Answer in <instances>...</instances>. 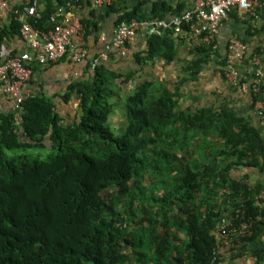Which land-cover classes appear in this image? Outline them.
I'll return each mask as SVG.
<instances>
[{"label": "trees", "instance_id": "1", "mask_svg": "<svg viewBox=\"0 0 264 264\" xmlns=\"http://www.w3.org/2000/svg\"><path fill=\"white\" fill-rule=\"evenodd\" d=\"M29 1L43 2L27 21L45 30L55 5L66 0ZM144 3L103 6L115 14V26L180 12L165 0H154L148 10ZM240 20L255 29L258 20L264 23V7ZM80 22L85 34L98 30L92 15ZM20 26L13 15L0 27V42ZM174 33H150L136 63L172 61ZM194 48L202 56L185 68L190 78L216 52L209 45ZM246 54L241 65L253 63ZM116 78L99 63L88 80L73 83L79 104L71 123H63L42 96L24 100L20 113H0V264H221L212 261L221 196L248 215H260L246 243L230 256L259 236L264 202L254 195L264 183L231 175L239 167L264 171L258 123L249 124L243 110L226 104L180 109L175 90L145 80L127 96L126 126L116 130L108 124ZM256 98H264V80L257 96L249 97L251 107ZM43 149L44 156L30 152ZM254 254L256 264H264L262 253Z\"/></svg>", "mask_w": 264, "mask_h": 264}, {"label": "crops", "instance_id": "2", "mask_svg": "<svg viewBox=\"0 0 264 264\" xmlns=\"http://www.w3.org/2000/svg\"><path fill=\"white\" fill-rule=\"evenodd\" d=\"M11 8L18 9L25 5L27 0H7ZM137 0H113L114 8H130ZM142 8L149 9L150 3L154 0H144ZM172 8H179L180 12L191 6L193 0H165ZM89 3V5H88ZM53 4L56 1L53 0ZM35 8H41L43 2H34ZM56 6V5H55ZM89 10H92L91 14ZM179 12V13H180ZM68 15L76 16L79 21L81 18L96 19L98 30L94 33L74 35L72 42L87 50L89 57H95L103 51V43L99 40V35L103 34L109 40L115 29L114 20L116 18L113 12L107 10L103 5H93L90 0H78L76 5L66 9ZM176 13V14H179ZM176 14H168L165 18H170ZM11 12L0 11V27L8 26L13 18ZM243 16L229 14L223 19L218 27L215 38V48L211 57L201 65L197 75L193 78L185 72V68L192 61L202 56L194 47L193 43L188 46L187 41L178 33L171 37L175 42L174 58L170 62L155 57L152 61L136 63L134 55L146 49V39L148 33L141 29L137 36L127 46L125 57H121L116 49L107 52V57L100 63L118 73L113 86V94L109 100L108 124L116 130H122L126 126V106L125 100L128 95L135 91L136 85L141 81L162 82L169 90L178 94V103L180 109H187L192 112L195 108L209 106L212 103L216 105L226 104L230 108L244 112V119L249 124L259 125L260 131L264 133V124L259 122L258 117L250 106L249 98L241 99L237 91L224 78L218 74V61L226 58L228 41L236 37L248 44L247 56L257 52L255 49L264 47V23L258 20L255 29L248 27L240 19ZM20 29V27H19ZM8 33L2 36L0 42V57L3 60L8 54H19L30 50L19 33ZM174 30V29H173ZM7 32V30H6ZM200 46V45H199ZM216 53V54H215ZM251 55V56H252ZM246 56V57H247ZM2 62V61H1ZM259 67L263 72L264 80V57L261 59ZM33 72L27 81V88L33 92L34 96H42L51 104L52 110L59 116L65 124L71 123L77 116L79 96L74 90H70L73 83L88 80L92 75V70L83 63H74L69 57L64 56L61 59L49 62L47 64H33ZM255 70L253 63L249 61L248 65L242 64L239 67L240 78L242 81H250L251 75ZM13 112L10 102L0 87V113ZM232 176L250 183H264V171H258L254 168L247 169L239 167L232 171ZM255 251L262 253V262L264 263V226L259 236L249 242L246 249L240 254L227 255L222 259L221 264H256Z\"/></svg>", "mask_w": 264, "mask_h": 264}, {"label": "built area", "instance_id": "3", "mask_svg": "<svg viewBox=\"0 0 264 264\" xmlns=\"http://www.w3.org/2000/svg\"><path fill=\"white\" fill-rule=\"evenodd\" d=\"M78 0H66L64 4H56L49 15L50 27L45 30L33 29L27 21V16H37L34 2L26 1L23 10L11 8L7 0H0V11L14 14L21 23L19 33L26 41L30 50L19 54H8L0 62V87L11 104L14 113L22 111L21 104L27 98L33 97V92L27 88V81L33 72V64L43 65L54 62L64 56L74 63H83L93 70L107 52L116 49L121 57H125L127 46L137 36L141 29L148 34H158L166 29H174L175 33L183 35L188 46L209 45L215 48V38L218 27L231 11H236L243 17H256L257 12L264 7V0H193L189 8L179 14L163 19H131L115 26L112 37L107 40L99 35L103 43V51L95 57H89L87 50L76 46L72 42L74 35L83 32L79 19L65 13L76 5ZM93 5L111 4L113 0H90ZM184 28V30H182ZM248 50V44L236 37L227 44L225 63L218 68V74L235 88L241 99L257 96L263 81V72L259 67L264 57V47L253 53L255 70L250 81H240L239 66ZM252 109L261 124H264V98H256ZM222 193H230L229 189H222ZM220 199V198H219ZM254 199L264 202V188L259 190ZM220 206L213 233L217 236L212 251V260L223 258L227 253L239 251L252 233V223L260 219V215H248L246 210L239 206L225 203Z\"/></svg>", "mask_w": 264, "mask_h": 264}, {"label": "rangeland", "instance_id": "4", "mask_svg": "<svg viewBox=\"0 0 264 264\" xmlns=\"http://www.w3.org/2000/svg\"><path fill=\"white\" fill-rule=\"evenodd\" d=\"M30 152L33 153V154H39L40 156H44L48 152V149H43L42 151L31 150ZM219 198L220 199L218 200V203H219L220 206L224 205V201H225V203H228V200H226L225 197L221 196Z\"/></svg>", "mask_w": 264, "mask_h": 264}, {"label": "clouds", "instance_id": "5", "mask_svg": "<svg viewBox=\"0 0 264 264\" xmlns=\"http://www.w3.org/2000/svg\"><path fill=\"white\" fill-rule=\"evenodd\" d=\"M224 205H225V202H224ZM219 207H220V205H219ZM224 258V257H223ZM223 258H220V259H217V260H222ZM213 261V260H212ZM215 261V260H214Z\"/></svg>", "mask_w": 264, "mask_h": 264}]
</instances>
